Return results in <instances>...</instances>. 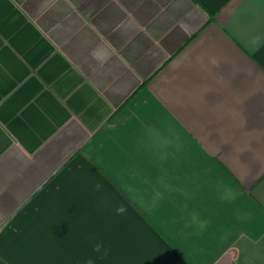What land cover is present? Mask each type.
<instances>
[{"label": "crops", "instance_id": "crops-1", "mask_svg": "<svg viewBox=\"0 0 264 264\" xmlns=\"http://www.w3.org/2000/svg\"><path fill=\"white\" fill-rule=\"evenodd\" d=\"M89 260L264 264V0H0V264Z\"/></svg>", "mask_w": 264, "mask_h": 264}, {"label": "clouds", "instance_id": "clouds-1", "mask_svg": "<svg viewBox=\"0 0 264 264\" xmlns=\"http://www.w3.org/2000/svg\"><path fill=\"white\" fill-rule=\"evenodd\" d=\"M99 187V185H97V188ZM125 211V209L123 208V207H119L118 209H117V212H118V214H121V213H123ZM103 248V245L102 244H100V243H98V244H96L95 245V247H94V251L95 252H101V249ZM87 264H93V262L91 261V260H89L88 262H87Z\"/></svg>", "mask_w": 264, "mask_h": 264}]
</instances>
